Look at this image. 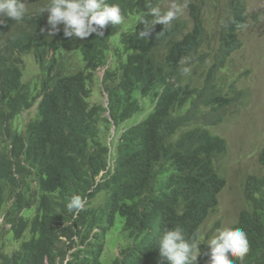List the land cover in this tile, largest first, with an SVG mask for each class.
<instances>
[{
  "label": "clouds",
  "instance_id": "9594fccd",
  "mask_svg": "<svg viewBox=\"0 0 264 264\" xmlns=\"http://www.w3.org/2000/svg\"><path fill=\"white\" fill-rule=\"evenodd\" d=\"M159 1L155 7L148 5L150 11L141 8L124 18L115 0H0V55L9 63L7 76L0 80V112L7 118L2 136L13 131L11 138H25L33 126L42 142H48L52 132L72 138L59 151L51 146L37 149L34 164L22 162L20 170L15 162L12 165V176L18 173L13 189L26 199L20 212L25 232L14 239L3 214L0 228L15 240L17 249L4 253L16 257L18 264H38L43 256L36 246L40 239L32 242L31 229L51 223H64V228L85 204L105 206V193L89 202L81 193L64 200L53 190L57 173L81 162L74 147L85 154V165L91 153L99 151L87 133L99 134L109 153L107 169L95 179L98 185L115 169L113 157L128 138L139 140L161 124L170 127L179 122L177 116L184 117L188 132L201 128L221 146L207 166L202 163L193 170L192 186L175 206L174 227L165 230L167 223L160 226L159 218L153 220L155 264H262L257 252L264 237V143L249 147L257 165L243 168L238 191L226 196L234 175L224 167L230 144L215 131L221 122L236 117L247 97L235 80H219L217 74L242 46L249 7L245 0H187L183 18L182 5L172 3L164 11V0ZM212 2H220L223 13L220 30L209 35L202 11ZM101 41L109 53L104 64H96L93 51ZM129 45L136 47L132 57L146 51V65L128 61ZM184 48L192 56H186ZM127 169L132 184L148 171ZM101 194L103 203L97 205ZM73 241L52 263L44 256L40 264L72 263L74 245L84 250L93 241L102 243L93 264H123L135 246L132 240L128 248L119 218L106 232L95 229L86 243L83 234ZM64 243L69 244L61 237L56 253ZM84 262L89 261L74 263Z\"/></svg>",
  "mask_w": 264,
  "mask_h": 264
},
{
  "label": "trees",
  "instance_id": "16d2710c",
  "mask_svg": "<svg viewBox=\"0 0 264 264\" xmlns=\"http://www.w3.org/2000/svg\"><path fill=\"white\" fill-rule=\"evenodd\" d=\"M115 1L121 4L124 18L141 8L150 11L148 5L155 7L160 2L159 0ZM135 48L133 45L128 46V61L139 66L146 65L148 61L145 56L146 51L143 50L141 54L132 57ZM184 51L186 52L187 49L184 48ZM108 53V46L101 41L99 49L93 51V61L96 64H104ZM184 54L192 56L188 52ZM8 72V60L0 55V80L5 78ZM205 101L202 102L203 105ZM214 103L204 107L208 108ZM198 105L199 103L197 107ZM183 118V116H177L178 123L170 127L161 124L153 134H146L139 140L128 138L126 143L117 150V156L113 157L116 160L115 169L109 170V175L105 176L106 179L98 185L95 179L102 170L107 169L109 153L99 134L87 133L100 152L93 151L85 165V154L74 147L77 158L81 159V162H77L70 169L59 171L53 190H59L64 200H68L74 193H81L80 196L90 202L98 194L105 193L107 201L104 207L98 209L90 207V203L85 204V209L79 212L77 218L73 215L71 224L64 228H61L64 223H51L40 230L31 229V235L34 236L32 242L40 239L36 246L43 250V256L38 264L42 263L44 256H47L52 263L61 254L62 249L65 250L73 244L75 235L83 234V243H86L85 239L95 229L106 232L112 227L115 218L120 219V228L125 231L128 248L131 247L132 240L135 243L133 251L123 264H155L156 244L152 240L155 232L153 220L159 218L160 226L167 223L165 230L174 227L175 206L192 186L190 181L193 170L202 163L207 166L211 158L215 156L214 152L221 146L218 138L207 135L201 128L188 132ZM6 123L7 118L0 112V215L3 214L4 226H10L9 230L14 239H20L25 232L24 218L20 216V212L26 199L24 193L13 189L18 184V173L15 177L12 176L13 163L15 162L20 170L22 162L34 164V153L37 149L51 146L59 151L72 138L52 132L51 139L48 142H42L34 133V127L31 126L25 138L17 136L14 139L11 138L13 131L2 136ZM167 141L168 144H166ZM128 167L130 169L147 167L148 171L142 173L132 184V178L129 177L131 171L127 169ZM124 193H130V196L136 199L128 200L124 197ZM66 215L68 216L69 213ZM61 237L67 238L69 244L64 243L58 254L55 248L60 243ZM96 239L99 240L98 234ZM90 244L91 247L88 246ZM258 244L257 257L264 264V237ZM86 245L84 250L79 249L77 244L74 245L75 251L72 254L74 262L87 259L89 262L82 264H93L102 243L93 241ZM17 261L16 257L11 258L10 255H5L3 248H0V264H18ZM74 262L69 264H75Z\"/></svg>",
  "mask_w": 264,
  "mask_h": 264
},
{
  "label": "rangeland",
  "instance_id": "374dc122",
  "mask_svg": "<svg viewBox=\"0 0 264 264\" xmlns=\"http://www.w3.org/2000/svg\"><path fill=\"white\" fill-rule=\"evenodd\" d=\"M245 1L249 7L250 20L248 27L240 35L242 46L217 74V79L223 81L233 79L238 87L247 90V97L241 104L236 117L226 119L215 128V131L224 135L230 144V153L224 167L234 175L225 192L226 196L238 191L243 180V175L239 172L242 173L243 168L253 169L257 165L254 151L249 147L251 145L260 147L264 143V91L262 88L264 84V0ZM163 3L164 11H167L172 3L182 5L183 14L180 16L186 17L187 0H164ZM222 13L223 7L220 2H212L202 11L209 35L220 30ZM186 23L190 26L189 21ZM199 71L206 74V71L201 69ZM102 203L103 194L96 200L97 205ZM235 212L236 210L233 209V215ZM14 241L6 231L0 228V246L8 245L4 251L10 252L13 248L17 249L13 247ZM108 242L109 240L106 241Z\"/></svg>",
  "mask_w": 264,
  "mask_h": 264
}]
</instances>
